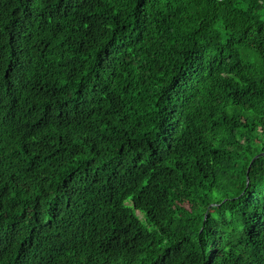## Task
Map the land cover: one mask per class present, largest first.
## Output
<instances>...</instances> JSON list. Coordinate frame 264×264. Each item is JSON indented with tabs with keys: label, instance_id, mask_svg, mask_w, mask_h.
Returning <instances> with one entry per match:
<instances>
[{
	"label": "trees",
	"instance_id": "16d2710c",
	"mask_svg": "<svg viewBox=\"0 0 264 264\" xmlns=\"http://www.w3.org/2000/svg\"><path fill=\"white\" fill-rule=\"evenodd\" d=\"M261 151L264 0H0V264H264Z\"/></svg>",
	"mask_w": 264,
	"mask_h": 264
},
{
	"label": "water",
	"instance_id": "95a60500",
	"mask_svg": "<svg viewBox=\"0 0 264 264\" xmlns=\"http://www.w3.org/2000/svg\"><path fill=\"white\" fill-rule=\"evenodd\" d=\"M264 155V151H261L259 153H257L256 155H254V157L251 159L250 164L252 163V161L257 158L258 156ZM250 164L248 165L247 171L249 170Z\"/></svg>",
	"mask_w": 264,
	"mask_h": 264
},
{
	"label": "rangeland",
	"instance_id": "374dc122",
	"mask_svg": "<svg viewBox=\"0 0 264 264\" xmlns=\"http://www.w3.org/2000/svg\"><path fill=\"white\" fill-rule=\"evenodd\" d=\"M139 213V212H138ZM139 215H140V213H139Z\"/></svg>",
	"mask_w": 264,
	"mask_h": 264
}]
</instances>
